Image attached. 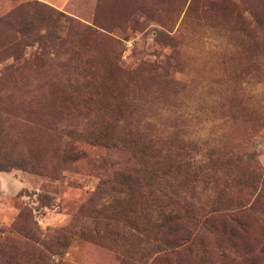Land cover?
I'll return each mask as SVG.
<instances>
[{"label":"rangeland","instance_id":"1","mask_svg":"<svg viewBox=\"0 0 264 264\" xmlns=\"http://www.w3.org/2000/svg\"><path fill=\"white\" fill-rule=\"evenodd\" d=\"M26 1L32 0H0V16ZM36 1L104 29L93 44L96 71L108 77L107 84L80 86L91 101L79 112L59 110L53 118H62L59 127L96 133L107 127L104 115L115 111L132 139L158 140L154 147L163 151L183 143L197 147L200 156L211 151L218 160L236 155L248 140L264 172V0H153L151 5L140 0L138 6L133 0ZM130 14L136 24L127 21ZM20 27L44 45L54 33L32 12ZM12 64L0 56V264H162L151 254L153 242L145 232L139 241L127 233L129 226L147 229L148 215L135 222L107 202L119 171L130 164L129 151L71 139L80 158L56 178L14 167L18 154L30 148L35 110L28 97L21 100L20 91H10ZM60 91L55 88V95ZM103 105L114 111L103 114ZM218 170L224 173L221 166ZM235 173L230 190L241 197L249 182L245 170ZM165 182V192L192 203L228 204L227 196L215 199L216 183L189 184L181 177ZM204 255H185V263L220 264L214 255Z\"/></svg>","mask_w":264,"mask_h":264},{"label":"trees","instance_id":"2","mask_svg":"<svg viewBox=\"0 0 264 264\" xmlns=\"http://www.w3.org/2000/svg\"><path fill=\"white\" fill-rule=\"evenodd\" d=\"M139 1L130 4L138 6ZM31 12L40 14L54 32L52 39L45 42L47 45L20 27ZM127 21L137 22L132 14ZM98 30L104 31L94 22L89 26L36 0L23 2L0 16V56L10 57L14 62L7 67L10 91H20L16 96L21 100L28 97L35 110L30 132L32 150L19 153L14 167L56 178L67 164L80 158L81 150L71 139L102 145L107 151H129L130 164L126 163L123 172L119 171L120 180L114 181V187L107 193H111L107 199L109 208L127 211L135 222H144L140 217L143 213L148 215L147 229L129 226V237L139 241L145 232L146 241L153 242L151 254L162 259V264H186L185 255L206 253L218 258L220 264H264V172L248 140L240 144L236 155L227 153L218 156V160L211 151L200 156L197 147L183 143L177 150L168 147L163 151L155 149L158 140L132 139V131L120 126L124 118L105 105L101 107L103 114L114 111L103 119L109 132L105 129L96 133L67 131L59 127L62 118L53 119L59 110L79 112L89 104L90 98L80 88L84 83L97 80L100 86L107 84L108 77L97 73L94 62V42L102 36ZM36 43L35 51L26 55L25 48ZM84 67L96 73L87 75ZM117 67V64L113 66ZM55 88H61L60 95H55ZM71 88H75L73 95L66 96ZM219 166L224 169L222 175ZM238 170L241 175L245 170L243 175L249 182L246 195L241 197L230 190L233 174ZM177 177L189 184L216 183L213 185H219V189L215 199L227 196V206L198 205L176 193L165 192L161 182ZM222 178L225 180L221 184ZM199 233L206 234L205 239L198 237Z\"/></svg>","mask_w":264,"mask_h":264}]
</instances>
